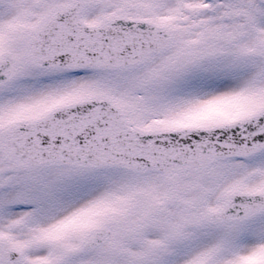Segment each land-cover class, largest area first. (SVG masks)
I'll list each match as a JSON object with an SVG mask.
<instances>
[{
    "label": "snow or ice",
    "instance_id": "6c2138e0",
    "mask_svg": "<svg viewBox=\"0 0 264 264\" xmlns=\"http://www.w3.org/2000/svg\"><path fill=\"white\" fill-rule=\"evenodd\" d=\"M0 264H264V0H0Z\"/></svg>",
    "mask_w": 264,
    "mask_h": 264
}]
</instances>
